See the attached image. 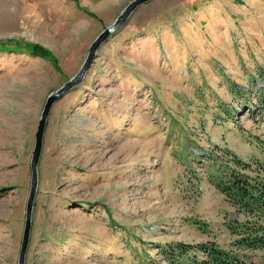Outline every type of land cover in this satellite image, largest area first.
<instances>
[{
	"label": "rangeland",
	"instance_id": "obj_1",
	"mask_svg": "<svg viewBox=\"0 0 264 264\" xmlns=\"http://www.w3.org/2000/svg\"><path fill=\"white\" fill-rule=\"evenodd\" d=\"M130 1L0 0V264L18 262L45 100ZM231 155L264 167V0L141 4L50 111L25 264H167L170 244L230 248L228 223L246 219L218 185ZM246 254L264 264V251Z\"/></svg>",
	"mask_w": 264,
	"mask_h": 264
},
{
	"label": "trees",
	"instance_id": "obj_2",
	"mask_svg": "<svg viewBox=\"0 0 264 264\" xmlns=\"http://www.w3.org/2000/svg\"><path fill=\"white\" fill-rule=\"evenodd\" d=\"M80 9L95 17L86 9ZM13 43L11 49H24L31 56L47 58L56 65V58L43 46L17 40ZM0 50L8 48L0 44ZM229 159L232 166L226 180H221L218 185L231 205L246 217L242 222L228 223V229L234 235L230 248L224 249L212 241L194 245L170 244L162 250L167 264H250L246 252L264 251V167L257 163L254 168L234 155Z\"/></svg>",
	"mask_w": 264,
	"mask_h": 264
},
{
	"label": "water",
	"instance_id": "obj_3",
	"mask_svg": "<svg viewBox=\"0 0 264 264\" xmlns=\"http://www.w3.org/2000/svg\"><path fill=\"white\" fill-rule=\"evenodd\" d=\"M150 0H132L130 1L118 14L115 20L109 24L108 26L104 27L103 30L96 36V38L91 42L88 53L86 58L84 59L81 67L79 68L78 72L67 80L61 87L56 89L55 91L51 92L43 105L41 110L38 124L36 127V131L34 134V146L32 150V155L30 158V186L29 192L27 197L26 203V210H25V220H24V227H23V234L22 240L20 244V250L18 255V262L17 264H25V255L27 252L28 244H29V237H30V229H31V216L33 211L34 205V198L37 192L38 186V170L37 166L39 163V159L41 156L42 145H43V138L44 132L47 124V119L50 114V111L53 105L64 96L69 91L73 90L86 76L91 64L93 63L94 59L96 58L97 51L102 43H104L111 35H113L119 28H121L125 22L129 19L131 14L141 5L144 3L149 2Z\"/></svg>",
	"mask_w": 264,
	"mask_h": 264
}]
</instances>
